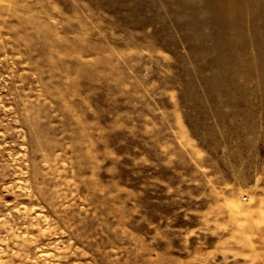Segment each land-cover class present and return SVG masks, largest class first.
Wrapping results in <instances>:
<instances>
[{
  "label": "rangeland",
  "instance_id": "374dc122",
  "mask_svg": "<svg viewBox=\"0 0 264 264\" xmlns=\"http://www.w3.org/2000/svg\"><path fill=\"white\" fill-rule=\"evenodd\" d=\"M0 264H264V0H0Z\"/></svg>",
  "mask_w": 264,
  "mask_h": 264
}]
</instances>
